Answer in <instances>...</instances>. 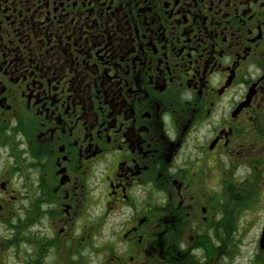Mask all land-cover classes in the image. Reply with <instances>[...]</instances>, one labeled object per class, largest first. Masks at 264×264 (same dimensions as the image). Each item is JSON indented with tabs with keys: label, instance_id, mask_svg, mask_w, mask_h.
I'll list each match as a JSON object with an SVG mask.
<instances>
[{
	"label": "flooded vegetation",
	"instance_id": "obj_1",
	"mask_svg": "<svg viewBox=\"0 0 264 264\" xmlns=\"http://www.w3.org/2000/svg\"><path fill=\"white\" fill-rule=\"evenodd\" d=\"M0 264H264V0H0Z\"/></svg>",
	"mask_w": 264,
	"mask_h": 264
}]
</instances>
